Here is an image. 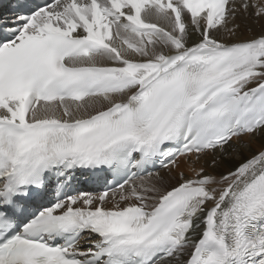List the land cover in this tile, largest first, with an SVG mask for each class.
<instances>
[{
    "label": "snow or ice",
    "instance_id": "snow-or-ice-1",
    "mask_svg": "<svg viewBox=\"0 0 264 264\" xmlns=\"http://www.w3.org/2000/svg\"><path fill=\"white\" fill-rule=\"evenodd\" d=\"M262 137L264 0H9L0 264H264Z\"/></svg>",
    "mask_w": 264,
    "mask_h": 264
},
{
    "label": "bare ground",
    "instance_id": "bare-ground-1",
    "mask_svg": "<svg viewBox=\"0 0 264 264\" xmlns=\"http://www.w3.org/2000/svg\"><path fill=\"white\" fill-rule=\"evenodd\" d=\"M256 30H259V26L253 25ZM247 139V138H245ZM264 144V137L253 139L249 146H242L236 152H230L229 154L224 155L223 157L220 154H217L218 166L215 168V172L223 173L232 168H234L238 163L242 162L245 157L250 156L252 153L256 152ZM182 167L187 170L186 165Z\"/></svg>",
    "mask_w": 264,
    "mask_h": 264
}]
</instances>
